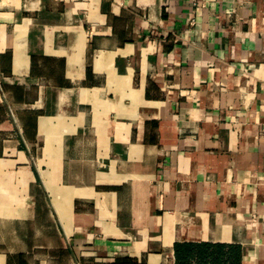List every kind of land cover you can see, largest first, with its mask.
<instances>
[{
	"label": "crops",
	"instance_id": "crops-1",
	"mask_svg": "<svg viewBox=\"0 0 264 264\" xmlns=\"http://www.w3.org/2000/svg\"><path fill=\"white\" fill-rule=\"evenodd\" d=\"M264 264V0H0V264Z\"/></svg>",
	"mask_w": 264,
	"mask_h": 264
},
{
	"label": "trees",
	"instance_id": "trees-1",
	"mask_svg": "<svg viewBox=\"0 0 264 264\" xmlns=\"http://www.w3.org/2000/svg\"><path fill=\"white\" fill-rule=\"evenodd\" d=\"M174 264H189L196 259L199 264H241L240 246L220 242H174Z\"/></svg>",
	"mask_w": 264,
	"mask_h": 264
},
{
	"label": "rangeland",
	"instance_id": "rangeland-1",
	"mask_svg": "<svg viewBox=\"0 0 264 264\" xmlns=\"http://www.w3.org/2000/svg\"><path fill=\"white\" fill-rule=\"evenodd\" d=\"M189 264H199V261L193 258L190 260ZM207 264H211V263H207Z\"/></svg>",
	"mask_w": 264,
	"mask_h": 264
}]
</instances>
